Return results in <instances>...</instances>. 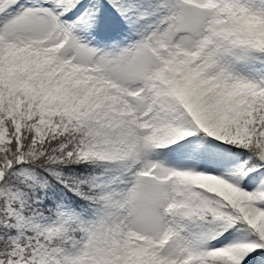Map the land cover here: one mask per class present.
<instances>
[{"label": "snow or ice", "instance_id": "1", "mask_svg": "<svg viewBox=\"0 0 264 264\" xmlns=\"http://www.w3.org/2000/svg\"><path fill=\"white\" fill-rule=\"evenodd\" d=\"M0 264H264V0H0Z\"/></svg>", "mask_w": 264, "mask_h": 264}]
</instances>
